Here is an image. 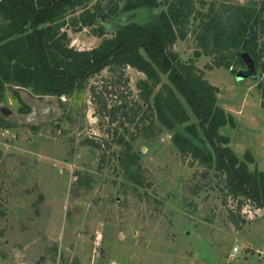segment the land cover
Masks as SVG:
<instances>
[{
    "label": "rangeland",
    "instance_id": "obj_1",
    "mask_svg": "<svg viewBox=\"0 0 264 264\" xmlns=\"http://www.w3.org/2000/svg\"><path fill=\"white\" fill-rule=\"evenodd\" d=\"M177 1L158 0L136 22ZM126 6L127 0H90L86 9L109 15L117 7L107 19H97L118 24ZM182 10H192L182 25L185 38L171 50L218 88V106L236 124L220 134L230 138L240 160L252 154L249 171L264 170L258 87L264 83V29L257 24L264 19V0H186ZM83 11L68 9L59 21L70 48L89 51L114 37L113 29L100 24L81 26ZM238 16L246 29L238 45L230 46ZM254 33L258 60L242 46ZM239 71L249 78L238 81ZM158 74L161 83L155 86L135 68L107 67L62 96L4 82L0 264H264V209L233 195L214 162L203 165L178 152L172 137L189 125L208 153L211 146L185 98L168 75ZM163 84L190 117L174 130L148 108ZM146 88L152 90L148 103ZM152 117L155 128L149 126Z\"/></svg>",
    "mask_w": 264,
    "mask_h": 264
},
{
    "label": "trees",
    "instance_id": "obj_2",
    "mask_svg": "<svg viewBox=\"0 0 264 264\" xmlns=\"http://www.w3.org/2000/svg\"><path fill=\"white\" fill-rule=\"evenodd\" d=\"M89 2L0 0V98L5 81L32 88L40 95L62 96L83 88L90 77L100 74L107 67L120 70L135 68L155 86L161 83L158 74L161 71L168 75L170 84L194 111L211 146V152L208 153L196 127L189 125L185 127L184 133L177 132L172 137L178 152L183 157L191 155L194 161L203 165L214 162L217 171L225 176L227 187L233 195L264 209V170L249 171L248 165L254 163L251 153L247 152L244 160H240L229 147V137L220 134L222 127L230 125L234 128L236 124L233 117L217 105L218 88L208 83L198 68L183 64L171 50L178 38H185L182 25L192 11L183 12L182 5H185L186 0H178L168 11H162L159 15H151L143 24L104 21L101 24L97 18L103 17L102 20H105L115 14L118 8H112L109 15H102L101 11L92 13L86 9ZM157 6L158 0H127L124 14ZM78 8L84 9L79 15L81 26L100 24L103 28L113 29L114 37L89 51L70 48L67 34L60 31L64 22L59 21L68 9ZM242 18L238 16L236 19L238 26L229 39L232 42L230 46H237L243 37L242 30L246 29V24ZM257 24L264 29V19ZM242 46L247 54L259 59L256 33L249 40L244 39ZM258 87L264 100V83ZM161 89L163 92L156 95L154 106H148L153 116L156 114V121L169 130L188 123L190 117L175 91L168 84H163ZM145 90L144 99L148 103L152 90ZM156 121L152 117L149 126L155 128ZM127 146L131 148L129 144ZM241 210L239 207L238 211Z\"/></svg>",
    "mask_w": 264,
    "mask_h": 264
},
{
    "label": "water",
    "instance_id": "obj_3",
    "mask_svg": "<svg viewBox=\"0 0 264 264\" xmlns=\"http://www.w3.org/2000/svg\"><path fill=\"white\" fill-rule=\"evenodd\" d=\"M142 10H138L136 12H132V13L124 15L126 17L122 18L120 23L124 24V23H129V22H136V18L138 17L139 13L142 12ZM235 75L238 81L249 78V75L242 71L237 72Z\"/></svg>",
    "mask_w": 264,
    "mask_h": 264
},
{
    "label": "crops",
    "instance_id": "obj_4",
    "mask_svg": "<svg viewBox=\"0 0 264 264\" xmlns=\"http://www.w3.org/2000/svg\"><path fill=\"white\" fill-rule=\"evenodd\" d=\"M206 78V77H205ZM207 80V79H206ZM212 86H214V85H212ZM216 87V86H215ZM217 105H218V97H217ZM221 130V129H220ZM230 139V138H229ZM249 152V151H248ZM252 155V154H251ZM253 157V156H252ZM254 159V158H253ZM254 163H255V160H254ZM253 163V164H254ZM257 169V168H256ZM256 169H254V170H256ZM258 170V169H257ZM258 171H262V170H258Z\"/></svg>",
    "mask_w": 264,
    "mask_h": 264
},
{
    "label": "built area",
    "instance_id": "obj_5",
    "mask_svg": "<svg viewBox=\"0 0 264 264\" xmlns=\"http://www.w3.org/2000/svg\"><path fill=\"white\" fill-rule=\"evenodd\" d=\"M22 264H27V263H22Z\"/></svg>",
    "mask_w": 264,
    "mask_h": 264
}]
</instances>
